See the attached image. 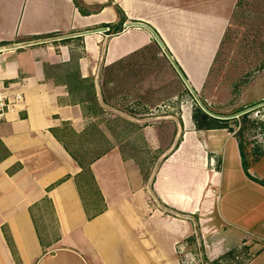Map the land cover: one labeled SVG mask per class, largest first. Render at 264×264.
I'll return each instance as SVG.
<instances>
[{
  "label": "crops",
  "instance_id": "crops-1",
  "mask_svg": "<svg viewBox=\"0 0 264 264\" xmlns=\"http://www.w3.org/2000/svg\"><path fill=\"white\" fill-rule=\"evenodd\" d=\"M78 1L0 0V45L18 44L0 64L22 93L0 123V264H186L192 245L211 264H236L242 244L248 257L238 264H264V151L248 159L239 131L199 129L186 111L171 136L147 124L146 143L163 140L150 167L119 144L82 166L64 141L67 127L84 137L98 123L85 91L106 106L107 69L151 44L165 42L192 85L212 95L218 34L235 2Z\"/></svg>",
  "mask_w": 264,
  "mask_h": 264
},
{
  "label": "rangeland",
  "instance_id": "rangeland-1",
  "mask_svg": "<svg viewBox=\"0 0 264 264\" xmlns=\"http://www.w3.org/2000/svg\"><path fill=\"white\" fill-rule=\"evenodd\" d=\"M227 1H232V6L235 4L230 10L231 22L223 25L215 47L216 58L210 75V81L217 80L215 92L211 91V95L210 90H197L165 42L164 46L151 44L128 55L112 64L105 73L101 97L107 102L106 106L96 102L92 83L88 84L91 87L88 91L84 90L85 97L90 99L87 110L94 113L98 121L90 124L88 135L78 137L67 127L64 141L81 161L88 162L119 144L137 155L142 164L150 167L154 162L157 165L163 140L159 148L150 147L142 128L158 124L171 136L173 120L185 111L194 119L197 107L213 117L226 119L220 123L226 126L219 128L239 131L248 159L255 157L253 153L264 151V95L254 96L259 90L264 94V0H219L220 3ZM1 13L2 10L0 19L6 11ZM188 28L200 34L199 23H191ZM110 30L108 26L101 28L106 35ZM133 36L132 32L124 33L114 37L111 44L114 46ZM81 43V38L77 39V48L72 50L74 57L67 63L73 69L77 66ZM82 93L79 90L77 95L82 97ZM99 125L106 128L107 134ZM243 246L238 249L240 259L236 264L248 257ZM191 247L185 252L186 264H211L193 245Z\"/></svg>",
  "mask_w": 264,
  "mask_h": 264
},
{
  "label": "built area",
  "instance_id": "built-area-1",
  "mask_svg": "<svg viewBox=\"0 0 264 264\" xmlns=\"http://www.w3.org/2000/svg\"><path fill=\"white\" fill-rule=\"evenodd\" d=\"M18 44H1L0 54L3 51L17 48ZM22 99V93L14 89V83L8 82L0 64V123L7 118L12 107Z\"/></svg>",
  "mask_w": 264,
  "mask_h": 264
},
{
  "label": "trees",
  "instance_id": "trees-1",
  "mask_svg": "<svg viewBox=\"0 0 264 264\" xmlns=\"http://www.w3.org/2000/svg\"><path fill=\"white\" fill-rule=\"evenodd\" d=\"M76 3L79 4L78 0H75ZM120 12H122V10L120 9ZM123 14V12H122ZM124 14L122 16V20L120 22V25H117L116 27H114L112 30L114 33L118 32L121 30V25L124 22ZM109 27V26H108ZM248 114V113H245ZM194 120L196 123L197 128L199 129H204V128H218V127H223L226 125H220L221 122H226V119H219L216 117L211 116L210 114H208L207 112H205L201 107H197L194 111ZM72 155L79 161V163L83 166H85L84 161H81L74 153H72ZM245 167L248 168L247 166V162L244 161ZM92 179V176H91ZM93 180V179H92ZM262 183H264V179L260 180ZM233 254V253H231ZM215 264H220V261H214Z\"/></svg>",
  "mask_w": 264,
  "mask_h": 264
}]
</instances>
